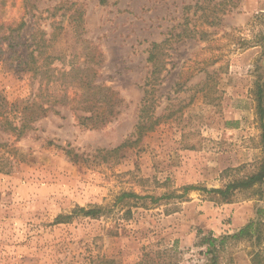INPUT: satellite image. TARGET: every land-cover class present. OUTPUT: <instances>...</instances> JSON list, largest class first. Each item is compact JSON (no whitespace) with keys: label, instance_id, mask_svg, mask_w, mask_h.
Masks as SVG:
<instances>
[{"label":"rangeland","instance_id":"obj_1","mask_svg":"<svg viewBox=\"0 0 264 264\" xmlns=\"http://www.w3.org/2000/svg\"><path fill=\"white\" fill-rule=\"evenodd\" d=\"M98 1L0 0V100L61 93L68 101L20 137L0 127V142L16 148L13 169L0 172V264H89L98 255L137 264L144 253L146 264H213L203 241L236 233L264 206L253 190L236 191L231 202L207 191L257 171L264 158L256 97L264 84V21L256 18L264 0ZM72 3L84 12L79 28L69 19ZM201 15L222 20L208 26ZM187 17L208 36L172 41L155 86L159 123L114 152L136 139L152 44L181 31ZM35 42L39 65L53 63L55 76L82 67L91 49L100 52L97 81L119 94L118 113L106 125H83L71 101L76 84L46 86L47 74L27 68ZM122 192L162 198L139 200L131 215L127 203L99 219L54 223L77 206H111ZM218 249V264H252L257 248L227 238Z\"/></svg>","mask_w":264,"mask_h":264},{"label":"trees","instance_id":"obj_2","mask_svg":"<svg viewBox=\"0 0 264 264\" xmlns=\"http://www.w3.org/2000/svg\"><path fill=\"white\" fill-rule=\"evenodd\" d=\"M108 0H99L101 4H105ZM24 4L27 6L31 0H24ZM73 8V13H70L69 19L74 24L75 28H79L84 22V12L77 3H72L69 7ZM64 8L63 5L56 7V10ZM65 11L68 8L64 9ZM53 15H55L53 13ZM51 15V16H53ZM203 18L204 23L208 26H215L220 23L222 18L214 17L211 21L206 16H200L198 19ZM257 19L264 21V12L257 15ZM182 24L184 26L181 31L174 33L171 31L169 37L164 39L162 42H154L150 49V55L148 57V62L152 63V71L150 77L145 82L144 96L142 98L139 120L136 125L134 134L136 139L132 141L128 139L126 142L122 143L120 146L115 148L114 152H119L122 148L138 143L142 137L149 131H152L155 126L159 123V119H153L152 109L155 107V86L158 81H161V73L166 69L169 60V46L173 40L182 39H204L208 36L209 31L206 29L198 28L196 24L190 27V22L193 19H189ZM24 23L21 24V26ZM2 26V25H1ZM259 42L264 43V26L262 27L259 35ZM50 41V40H48ZM43 43L46 46H50L47 40L44 39ZM39 43H34V49L29 51L28 60L25 62L29 71H32L35 76L39 74L48 75L46 86L51 82H56L60 84L61 89L67 90L69 86L73 83L77 86V93L71 101L76 103L74 110L76 111V117L80 120L83 125L92 123L93 126H103L106 125L118 112L117 106L121 102L119 94L109 86L98 83L97 79L99 77V69L102 63V54L97 52V50L91 49L89 51V58H86L84 65L75 70L71 69L69 71H61L55 76L53 68L51 65L53 63L46 62V64L39 65L38 59L41 53L38 51ZM36 51L39 55H36ZM45 53V52H44ZM46 58L54 60L53 56L47 55ZM45 61V60H44ZM46 67V70L42 71V67ZM40 75V76H41ZM257 102H258V113L260 119H264V84L258 82L257 88ZM65 94L55 93L47 94L46 96H39L34 94L31 99H22L17 102H9L5 97L0 100V127L4 131L10 132L17 135L18 137L25 135L28 131L32 130L34 123L38 121L43 116H46L47 111L51 110L54 104L57 103H67ZM48 104V105H47ZM264 126V125H263ZM262 141L264 144V131L262 133ZM2 146L3 152L0 155V172L10 173L11 169L14 167V160L11 156H16L15 146L11 143L0 142V147ZM14 154V155H13ZM2 164V165H1ZM6 168V169H5ZM190 189H196L195 186H185V192ZM238 190H253L255 195L259 196L260 200L264 201V158L259 164L257 171L244 175L242 177L236 178L228 182L224 187L213 188L207 190L217 194L222 202H231L234 193ZM151 198L150 203L156 204L160 201L162 197H155L153 195H139L134 192H122L116 198L113 205H102L96 204L89 207L77 206L68 214H59L55 220V224L69 223L76 217H89L93 219H99L104 216H109L113 211L115 206L122 205L119 208H124L125 204L128 203V207L125 214L131 215L132 204H139V200L145 198ZM136 201V202H135ZM134 202V203H132ZM138 206V205H136ZM258 218L251 220L245 226H243L236 233L225 235L221 238H216L210 236L205 239L203 243H206L208 248L207 252L212 254L213 264H218L217 252L218 248L225 244L227 238L231 239H241L248 238L253 242L255 249L252 252V264H264V221L262 216L264 215V206H260L257 209ZM149 253H144L142 259L137 264H146L147 260L145 258L149 257ZM89 264H119L114 258H108L104 255H98L91 259Z\"/></svg>","mask_w":264,"mask_h":264}]
</instances>
